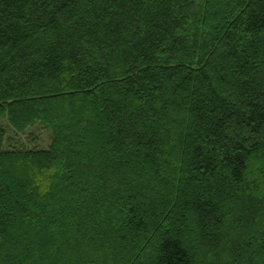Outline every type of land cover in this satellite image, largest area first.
<instances>
[{
	"label": "trees",
	"instance_id": "trees-1",
	"mask_svg": "<svg viewBox=\"0 0 264 264\" xmlns=\"http://www.w3.org/2000/svg\"><path fill=\"white\" fill-rule=\"evenodd\" d=\"M0 264H264V0H0Z\"/></svg>",
	"mask_w": 264,
	"mask_h": 264
},
{
	"label": "rangeland",
	"instance_id": "rangeland-1",
	"mask_svg": "<svg viewBox=\"0 0 264 264\" xmlns=\"http://www.w3.org/2000/svg\"><path fill=\"white\" fill-rule=\"evenodd\" d=\"M1 121L7 131L5 141L7 149L12 147L47 149L51 145L52 131L44 128L40 122H36L25 132L18 133L8 124L6 119Z\"/></svg>",
	"mask_w": 264,
	"mask_h": 264
},
{
	"label": "bare ground",
	"instance_id": "bare-ground-1",
	"mask_svg": "<svg viewBox=\"0 0 264 264\" xmlns=\"http://www.w3.org/2000/svg\"><path fill=\"white\" fill-rule=\"evenodd\" d=\"M1 123H2V121H1ZM7 138V137H6ZM7 143V142H6ZM5 147H6V144H5Z\"/></svg>",
	"mask_w": 264,
	"mask_h": 264
}]
</instances>
